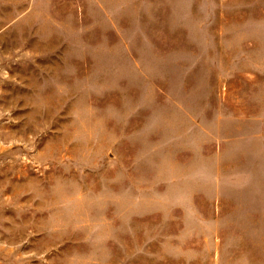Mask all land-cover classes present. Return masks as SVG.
I'll list each match as a JSON object with an SVG mask.
<instances>
[{"label":"rangeland","instance_id":"374dc122","mask_svg":"<svg viewBox=\"0 0 264 264\" xmlns=\"http://www.w3.org/2000/svg\"><path fill=\"white\" fill-rule=\"evenodd\" d=\"M0 264H264V0H0Z\"/></svg>","mask_w":264,"mask_h":264}]
</instances>
